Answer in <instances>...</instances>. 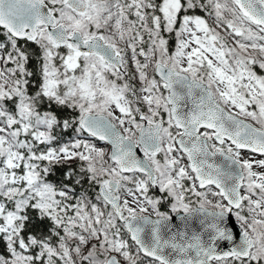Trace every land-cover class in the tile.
Masks as SVG:
<instances>
[{
	"label": "snow or ice",
	"instance_id": "obj_1",
	"mask_svg": "<svg viewBox=\"0 0 264 264\" xmlns=\"http://www.w3.org/2000/svg\"><path fill=\"white\" fill-rule=\"evenodd\" d=\"M0 264H264V0H0Z\"/></svg>",
	"mask_w": 264,
	"mask_h": 264
},
{
	"label": "rangeland",
	"instance_id": "obj_2",
	"mask_svg": "<svg viewBox=\"0 0 264 264\" xmlns=\"http://www.w3.org/2000/svg\"><path fill=\"white\" fill-rule=\"evenodd\" d=\"M173 50H174V49H173ZM129 69H130L129 74L131 75L132 72L134 71V66L131 64V62H129ZM120 82H122V81H120ZM130 83H132L137 89H139V87H140V83H139L138 80H132V81H130ZM165 95H167L166 92H165ZM141 107H142V110H146V105H143V106H141ZM96 143H97V146L100 147V148H105V149L108 148V146H107L106 144L99 143V142H96ZM185 163H187L186 159H185ZM150 194H155V193H153V192L150 190ZM191 198H192L193 201H195V199H196L194 196L191 197ZM162 210H163V209H162Z\"/></svg>",
	"mask_w": 264,
	"mask_h": 264
},
{
	"label": "trees",
	"instance_id": "obj_3",
	"mask_svg": "<svg viewBox=\"0 0 264 264\" xmlns=\"http://www.w3.org/2000/svg\"><path fill=\"white\" fill-rule=\"evenodd\" d=\"M60 171H62V170H58L57 175H56V177H54V179H59L60 178ZM85 187H87V185H85Z\"/></svg>",
	"mask_w": 264,
	"mask_h": 264
},
{
	"label": "water",
	"instance_id": "obj_4",
	"mask_svg": "<svg viewBox=\"0 0 264 264\" xmlns=\"http://www.w3.org/2000/svg\"><path fill=\"white\" fill-rule=\"evenodd\" d=\"M97 142H99V143H103V144H106L105 142H101V141H97ZM107 145V144H106ZM108 147H110L109 145H107ZM139 155H141V157H142V153H140ZM220 159H222V158H217V160L219 161Z\"/></svg>",
	"mask_w": 264,
	"mask_h": 264
}]
</instances>
